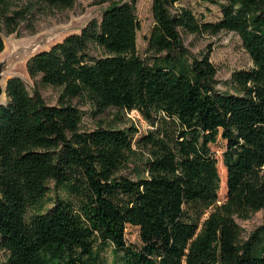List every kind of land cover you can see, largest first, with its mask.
Wrapping results in <instances>:
<instances>
[{"label":"trees","instance_id":"16d2710c","mask_svg":"<svg viewBox=\"0 0 264 264\" xmlns=\"http://www.w3.org/2000/svg\"><path fill=\"white\" fill-rule=\"evenodd\" d=\"M178 1L153 0L146 58L137 0L112 3L101 19L32 55L29 74L63 86L57 104L19 76L8 80L0 104V250L8 255L0 264H104L98 242L121 250L123 264H264V224L242 240L235 220L264 207V0H222L216 21L186 6L173 11ZM9 9L0 0V52L1 23L13 32L20 17ZM181 28L240 35L254 65L232 73L236 92L216 88L210 51L189 58ZM92 41L106 54L92 55ZM77 96L96 112L136 108L152 123L167 116L179 126L175 146L153 130L140 134L153 146L148 175H119L137 128L81 130ZM50 179L78 199L57 195L28 218ZM195 205L191 216L186 207Z\"/></svg>","mask_w":264,"mask_h":264},{"label":"rangeland","instance_id":"374dc122","mask_svg":"<svg viewBox=\"0 0 264 264\" xmlns=\"http://www.w3.org/2000/svg\"><path fill=\"white\" fill-rule=\"evenodd\" d=\"M121 1L126 0H74L71 6H51L42 0H9V12L18 10L20 17H18L13 32H9L4 23H1L5 47L0 52V84L3 87L0 101H7L5 86L8 78L19 76L25 81L31 93L34 92V89H39L48 103L57 104L63 86L42 82L40 75L32 77L27 70L28 59L41 50L49 49L66 35L80 32L91 19H101L105 8L114 2ZM221 1L180 0L175 3L172 10L175 11L181 6H186L191 8L201 21H216L222 16ZM152 4L153 0H137V14L141 23L137 37L138 51L144 58L148 56V37L155 24ZM180 33L190 59L200 57L207 51L211 52V60L217 66L214 76L216 88L220 91L236 92L231 79L232 73L235 70L248 69L254 65L240 35L231 30L210 34L206 32L194 33L184 28L180 29ZM89 52L95 56L106 54L103 47L93 41L90 43ZM71 101L82 110L81 130H92L100 126L124 129L135 126L137 128L138 131L134 134L135 139L132 145L133 151L127 162L118 171L119 175L132 179L148 175L147 161L152 156L153 146L147 145L143 141H137L140 134L153 130L157 136L166 138L172 146H175L179 126L163 114H159L155 118V123H152L148 116L136 108L111 106L104 112H96L94 105L86 96H77ZM217 152L221 154L222 150ZM48 184L50 190L47 196L42 200V204L28 208V218L36 211H46L53 205L57 195L71 198L74 201L78 199L67 185L57 184L53 179H50ZM186 211L191 216H196L200 212V208L197 205L187 206ZM206 215L205 212L201 220ZM235 220L242 228L241 239L246 240L253 231L264 224V207L252 213L249 218L235 216ZM131 237L135 238L134 232H131ZM96 248L105 258L104 264H123L122 251L113 244L98 242ZM7 255L5 250H0V263L6 260Z\"/></svg>","mask_w":264,"mask_h":264},{"label":"water","instance_id":"95a60500","mask_svg":"<svg viewBox=\"0 0 264 264\" xmlns=\"http://www.w3.org/2000/svg\"><path fill=\"white\" fill-rule=\"evenodd\" d=\"M11 77L8 78V80L10 79ZM8 80L6 82V86H5V92L7 93V83H8ZM2 92H3V87L1 86L0 84V100H1V95H2ZM4 101H0V104L3 103Z\"/></svg>","mask_w":264,"mask_h":264}]
</instances>
